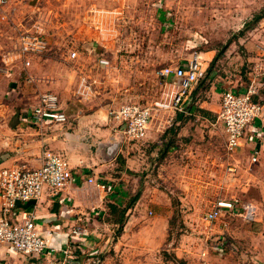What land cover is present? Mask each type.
<instances>
[{
    "label": "crops",
    "instance_id": "crops-1",
    "mask_svg": "<svg viewBox=\"0 0 264 264\" xmlns=\"http://www.w3.org/2000/svg\"><path fill=\"white\" fill-rule=\"evenodd\" d=\"M6 1L8 21H0L3 24L0 27V47L6 43L15 46V33L20 28L31 30L35 24L31 22L28 26L24 20H32L33 13L39 10L38 0ZM254 42L244 45H248L249 52H253L248 55L244 53L250 70L246 86L240 84L238 89H227V82L210 69L216 61L215 56L204 77L188 93L183 111L154 109L144 138L134 142L121 139L108 106L98 105L91 99L86 101L87 84L99 81L97 73L101 64L106 63L102 58L107 46L105 40L76 45V50L72 51L74 58L70 57L71 50L61 54L54 52L52 42L51 48L48 46L49 49L43 54L25 58L0 52V62L4 67L0 70V169L13 166L38 168L42 150L48 148L66 159L72 173L70 183L56 195L45 190L38 203L19 204L13 210L14 221L19 220L22 210H34L37 229L47 244L44 253L39 257L24 256L6 245H0V264H45L63 258L65 251L77 263L97 254L101 259L99 264H142L147 252L151 256L156 249L151 247V243L146 246L151 251L143 249V244L137 243V237L133 240L134 236L147 233L150 237L159 235L163 240L170 218L166 211L168 197L151 185L158 187L150 169L153 162L147 157L152 153L146 147L149 143H164L163 149L157 153L159 158H163L169 151L177 149L176 143L194 140L201 130L204 131L202 128L208 133L223 130L226 144L224 127L217 119L222 94L227 90L246 92L255 75L257 94L253 100L261 104V116L246 127L238 147L232 153L221 155L219 164L233 165V168L227 169L229 172L234 170L237 176L254 174L248 181L251 184H264V72L258 70L264 54V39H255ZM25 61L29 63L28 66L24 65ZM186 64L180 61L176 66ZM217 78L224 82L223 85ZM169 82L171 85L178 83L174 79ZM167 84L164 90L169 95L172 88ZM165 91L151 104L162 98ZM46 94L55 98L54 106L66 117L64 123L39 126L32 120V110ZM140 168L142 176H138ZM219 172L225 173L223 168ZM229 172L221 178L222 181L217 179L215 182L230 184ZM209 174H214V171ZM168 176V173L159 174L162 182L171 186L166 179ZM236 181L238 184L246 183L245 179L241 182L235 177ZM140 182L144 199L128 206L121 222H118L121 209L129 197L126 190L132 185L138 187ZM218 201H236L235 211L248 215V221L241 218L247 223L263 218L258 212L259 202L253 205L236 198ZM112 207H115L114 211ZM147 213L154 219L158 230L140 224L142 215ZM120 223V236H116L115 228ZM75 228H79L81 233L74 234L72 231ZM259 235L262 251L259 252L256 247L257 254L239 259L238 264H248L249 258L252 262L249 264H264V236ZM210 256H200L197 262L200 259L201 264L226 262L225 259H217V256L212 259Z\"/></svg>",
    "mask_w": 264,
    "mask_h": 264
},
{
    "label": "rangeland",
    "instance_id": "rangeland-1",
    "mask_svg": "<svg viewBox=\"0 0 264 264\" xmlns=\"http://www.w3.org/2000/svg\"><path fill=\"white\" fill-rule=\"evenodd\" d=\"M37 4V13L24 23L35 24L28 31L42 35L47 42L44 52L51 42L52 50L61 54L76 50V45L84 42L105 40L102 58L106 63L97 73L99 81L87 84L85 97L109 110L129 103L150 105L170 80L160 71L195 57L205 74L216 56L210 69L227 82V89L246 86L250 70L244 53L253 52L244 45L264 39V17L255 21L264 9V0H38ZM14 47L3 44L0 52L14 54ZM2 65L0 62V70ZM202 129L194 140L176 143L177 149L163 158L157 153L164 143L146 147L152 153L147 157L153 162L150 169L158 187L151 185L168 197L166 211L170 218L163 240L147 233L134 236L143 249H150L146 247L150 243L156 249L151 256L147 252L142 264H201L202 259L199 263L197 259L203 255L226 261L216 264H238L239 259L257 254L256 247L262 251L259 234L264 236V184L249 183L252 173L237 176L234 170L229 172L227 168L234 167L231 164L221 166V155L228 154L223 130L208 133ZM221 168L229 172L230 184L215 182L225 177L219 172ZM161 172L169 174L166 179L171 186L159 178ZM142 173L140 168L138 176ZM235 177L246 183L234 182ZM126 193L127 201L138 194L135 204L142 202V182ZM233 198L261 203V221L247 223L241 219L243 213L227 219V212L212 224L203 220L218 200ZM140 224L158 230L148 213L142 215ZM120 226L115 228L116 236H120Z\"/></svg>",
    "mask_w": 264,
    "mask_h": 264
},
{
    "label": "built area",
    "instance_id": "built-area-1",
    "mask_svg": "<svg viewBox=\"0 0 264 264\" xmlns=\"http://www.w3.org/2000/svg\"><path fill=\"white\" fill-rule=\"evenodd\" d=\"M6 4V0H0L1 22L8 21L5 12ZM16 36L17 41L13 51L18 58L42 54L47 48V42L38 31L20 28L16 32ZM70 57L74 58L75 53H70ZM261 58L262 62L258 70L264 72V54ZM24 65L28 66L29 63L25 61ZM160 74L167 79L178 81L177 84L172 85L168 82L167 85H171L172 88L169 95L163 89L165 92L162 94V98L151 105L129 103L111 110L110 116L115 123L114 126L124 141L134 142L144 138L154 109L168 108L183 111L182 106L188 93L198 80L204 77V71L197 57L188 61L186 66H167L160 71ZM256 76L254 77L256 78ZM255 78L251 80L244 93L227 90L222 94L217 119L224 127L228 153H232L238 147L246 127L261 116V104L253 100V96L257 94ZM55 104L54 97L43 95L39 105L31 112L34 123L39 126L49 123H64L66 117L59 112L54 106ZM40 161L41 165L35 169L25 166L0 169V245H6L13 252L30 257L42 255L47 244L37 229L34 210H22L19 220L14 221V208L19 204L38 203L45 190H48L51 195H56L70 183L72 178L68 162L61 154L43 148ZM235 204L236 201H217L214 208L204 214L203 220L212 224L221 218L223 211H228V215L233 217L237 214ZM241 216L245 221H248V215L242 214ZM72 232L80 234L81 230L75 228ZM100 261L99 255L95 254L87 256L83 261L77 263L65 251L63 258L50 260L45 264H99Z\"/></svg>",
    "mask_w": 264,
    "mask_h": 264
},
{
    "label": "trees",
    "instance_id": "trees-1",
    "mask_svg": "<svg viewBox=\"0 0 264 264\" xmlns=\"http://www.w3.org/2000/svg\"><path fill=\"white\" fill-rule=\"evenodd\" d=\"M264 17V9L260 12V14H258L256 16L255 21L258 22L260 19H262ZM138 194H136L135 196H132L125 204V206L121 209L120 212V220L118 222H121V218L123 217L124 211L126 210V208H128V206H130L131 204L135 203L138 199ZM115 207H112V210L114 211Z\"/></svg>",
    "mask_w": 264,
    "mask_h": 264
},
{
    "label": "water",
    "instance_id": "water-1",
    "mask_svg": "<svg viewBox=\"0 0 264 264\" xmlns=\"http://www.w3.org/2000/svg\"><path fill=\"white\" fill-rule=\"evenodd\" d=\"M120 136H121V139L123 140V137H122V135L120 134Z\"/></svg>",
    "mask_w": 264,
    "mask_h": 264
}]
</instances>
